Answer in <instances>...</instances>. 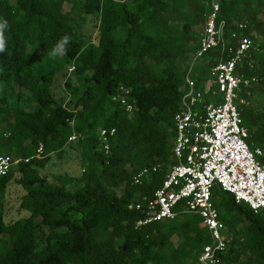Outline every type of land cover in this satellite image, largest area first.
<instances>
[{
  "label": "trees",
  "instance_id": "trees-1",
  "mask_svg": "<svg viewBox=\"0 0 264 264\" xmlns=\"http://www.w3.org/2000/svg\"><path fill=\"white\" fill-rule=\"evenodd\" d=\"M216 1L224 39L231 44L252 39L238 69L257 77L252 96L264 93V0ZM210 2L0 0V21L8 22L0 52V153L20 159L0 178V264H200L210 238L199 215L178 213L138 224L143 215L129 205L151 195L176 164L173 118L185 68L198 49L196 29L205 24ZM88 16L98 22L93 42L77 31ZM241 21L248 23L244 30L236 29ZM64 36L70 38L66 53L50 56ZM220 51L211 49L195 66L193 77L203 92ZM65 66L73 67L72 76L64 80L65 92L54 95L55 75ZM121 88L134 104L131 114L114 99ZM25 92L28 107L21 103ZM205 96L209 100L208 92ZM262 108L238 105L251 150L264 148ZM105 127L116 129L108 153L98 134ZM73 134L80 137L68 141ZM69 143L79 148L81 172L48 180L39 169L50 154L61 157ZM39 144L43 155L36 158ZM258 159L264 161V153ZM153 165L159 169L143 185L131 183L136 171ZM11 186L23 193L18 216L7 221ZM211 199L228 239L220 263L264 264V215L235 203L217 185ZM174 236L180 237L176 244Z\"/></svg>",
  "mask_w": 264,
  "mask_h": 264
},
{
  "label": "built area",
  "instance_id": "built-area-1",
  "mask_svg": "<svg viewBox=\"0 0 264 264\" xmlns=\"http://www.w3.org/2000/svg\"><path fill=\"white\" fill-rule=\"evenodd\" d=\"M210 5V12L199 33L198 49L185 68L184 82L180 87V107L173 118L175 136L172 155L176 164L167 170L159 188L151 195L137 199L129 208L141 211L143 220L138 224L172 219L178 213L199 215L210 238L201 250L199 263L221 264L220 256L228 239L226 227L212 202L211 189L217 185L232 194L235 203H244L254 213L264 215V161L258 159L263 155L264 148L250 149L246 142L248 130L242 125L238 111V105H250V88L258 80L256 76L246 75L238 69L253 47V41L249 37L237 38L236 44L226 41L223 36L225 23H217L219 4L211 0ZM247 27V21L236 25L238 30ZM230 36L236 38L234 32ZM217 46L221 47L219 59L208 69L210 78L203 92L198 89L193 77L195 66L201 64L204 55ZM248 66L251 68L253 65L249 62ZM206 92L210 95L209 100H206ZM123 93L126 90L121 88L114 99L119 100L126 112L131 114L134 104L127 101ZM115 132L114 127L98 131L105 153L110 151ZM79 137L73 134L68 141ZM42 155L43 146L39 144L34 156L40 158ZM24 160L28 161V158ZM19 161L9 154L0 153V178ZM158 169L153 165L136 171L131 183L143 185ZM180 204L181 207L176 210Z\"/></svg>",
  "mask_w": 264,
  "mask_h": 264
},
{
  "label": "rangeland",
  "instance_id": "rangeland-1",
  "mask_svg": "<svg viewBox=\"0 0 264 264\" xmlns=\"http://www.w3.org/2000/svg\"><path fill=\"white\" fill-rule=\"evenodd\" d=\"M9 2L13 4L15 0H9ZM97 24V19L88 16L86 22L78 25L77 31L84 40L92 42L96 41ZM203 25L204 24L197 27L196 30L198 33L202 31ZM70 68L71 67L65 66L61 71L56 73L52 89L54 95H60L65 92L63 84L66 77L72 76ZM24 94L25 97L22 99L21 103L22 105L28 107L31 104V99L28 95V92H25ZM250 104L256 110L264 107V93L252 96L250 99ZM1 129L2 126H0V130ZM39 172L41 175L46 176L48 180H51L53 175L59 173H67L72 176L78 175L81 172V157L79 154V148L76 147L75 144L69 143L66 145L64 152L61 154V157H59L55 153L50 154V160L44 167L39 169ZM22 193V190L19 189L18 186H11L8 189L4 204L5 219L7 221H10L14 217L18 216V214L16 215V211ZM117 193L120 194L121 190L118 189ZM22 214L26 215L27 212L22 211ZM172 239L176 244L179 241L180 237L174 236Z\"/></svg>",
  "mask_w": 264,
  "mask_h": 264
},
{
  "label": "clouds",
  "instance_id": "clouds-1",
  "mask_svg": "<svg viewBox=\"0 0 264 264\" xmlns=\"http://www.w3.org/2000/svg\"><path fill=\"white\" fill-rule=\"evenodd\" d=\"M8 27V22L6 20L0 21V52H4L6 48V41L4 37V31ZM70 43V38L68 36L62 37L55 47L53 48L50 56H56L58 54H65L67 51V45Z\"/></svg>",
  "mask_w": 264,
  "mask_h": 264
}]
</instances>
